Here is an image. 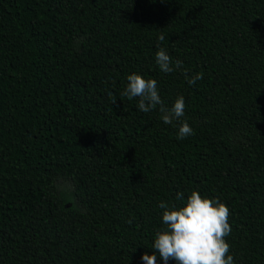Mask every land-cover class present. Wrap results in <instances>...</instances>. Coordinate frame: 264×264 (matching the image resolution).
<instances>
[{
    "label": "trees",
    "instance_id": "trees-1",
    "mask_svg": "<svg viewBox=\"0 0 264 264\" xmlns=\"http://www.w3.org/2000/svg\"><path fill=\"white\" fill-rule=\"evenodd\" d=\"M133 73L184 116L139 111ZM193 190L264 264V0H0V264H144Z\"/></svg>",
    "mask_w": 264,
    "mask_h": 264
},
{
    "label": "clouds",
    "instance_id": "clouds-1",
    "mask_svg": "<svg viewBox=\"0 0 264 264\" xmlns=\"http://www.w3.org/2000/svg\"><path fill=\"white\" fill-rule=\"evenodd\" d=\"M164 39L163 34L158 37L161 42ZM155 61L164 73L182 69V61L179 59L174 62L173 67L172 58L163 47H159L155 53ZM184 75L189 85L203 79L202 73L188 76L184 70ZM127 81L121 95L129 100L138 98L139 111L147 113L159 106L165 124H173L184 116L183 96L177 97L173 105L167 107L159 95L155 79H145L142 75L133 73L127 76ZM192 134L193 129L187 121L180 123L177 139L182 140ZM177 199L183 200V193H178ZM159 207L163 209L164 227L155 234L152 246L155 253L142 255L144 264H156V254L164 264H168L169 260L175 264H234L233 256L229 254L230 245L225 239L231 233L230 210L226 204L218 199L202 197L198 191L193 190L182 206H170L161 201Z\"/></svg>",
    "mask_w": 264,
    "mask_h": 264
}]
</instances>
